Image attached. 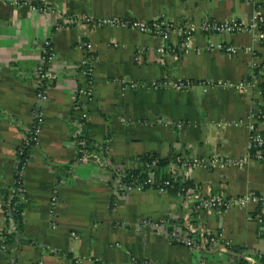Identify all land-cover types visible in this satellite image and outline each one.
<instances>
[{"label":"crops","instance_id":"obj_1","mask_svg":"<svg viewBox=\"0 0 264 264\" xmlns=\"http://www.w3.org/2000/svg\"><path fill=\"white\" fill-rule=\"evenodd\" d=\"M86 16L165 19L174 30L164 40L97 26ZM230 18L244 29L200 28ZM190 23L196 31L180 52V31ZM45 40L53 57L39 82ZM86 42L94 53L89 97L81 92ZM162 45L174 51L160 52ZM263 67L264 0H0V231L17 149L34 109L44 112L40 141L26 152L21 225L11 241L0 236V264H264L253 203L199 210L177 191L146 188L121 195L111 209L114 176L136 169L147 153L169 158L161 172L190 180L204 194L264 195V162L248 155L250 114H264ZM179 81L192 85L174 88ZM82 113L85 126L78 128ZM256 124L264 132V117ZM79 140L104 150H87L89 159L80 161ZM194 158L202 162L180 165ZM237 158L241 166L224 163ZM54 187L58 204L50 208ZM160 219L167 220L162 230L142 223ZM186 221L196 237L215 240L205 248L172 242V226Z\"/></svg>","mask_w":264,"mask_h":264},{"label":"built area","instance_id":"obj_2","mask_svg":"<svg viewBox=\"0 0 264 264\" xmlns=\"http://www.w3.org/2000/svg\"><path fill=\"white\" fill-rule=\"evenodd\" d=\"M23 0H12L13 4H19ZM246 2H255L256 0H242ZM257 19L260 18L257 16ZM85 20L91 21L97 26H118L125 27L136 30L141 33L151 34L161 37L166 40L169 38V34L174 30L172 24L165 19H153V20H143V19H133V18H123V17H100V18H89L85 17ZM256 26V23L253 24ZM245 25L234 18L222 20V21H205L200 24V28L203 32L206 33H223V32H239L244 29ZM196 31V27L193 23L186 25L180 32L182 34V40L180 43V52H186L189 47L190 39L192 34ZM44 49L41 56V64L38 66L35 72V77L39 82H42L47 76V68L50 65V62L53 57V48L50 45L48 40L44 41ZM220 48L225 50H232L231 47H224L218 45ZM84 48L86 50V55L82 61L84 70L83 73L86 75V82L84 88L81 90L83 94L87 97L92 95V72H93V63H94V53L92 51V45L88 42L85 43ZM167 50L174 51L173 48L165 46H160L158 49L160 52ZM264 69V67H263ZM145 85V84H143ZM151 86H157L158 83H151ZM192 85L191 81H179L172 84L176 89H185ZM212 85V82H206L205 86L208 87ZM239 85H242L240 82ZM37 97L39 100L45 99L46 92L42 88L40 83L38 88ZM264 117V114L261 111H256V113L250 114V122L248 123V148H249V157L253 160L264 162V132L258 128L257 121ZM86 113L81 114V119L77 123L78 128H83L85 126ZM44 121V112L40 106H37L33 111V121L30 129L27 132V135L23 138L20 146L17 149V157L13 168V179L11 186L8 191L9 199L12 196H16L19 202L26 200L24 193L23 185V174L24 169L27 165L26 152L32 146L36 145L40 141V134L42 132V125ZM85 140H79L81 154L79 156L80 161H86L89 159L90 155L87 150L83 149ZM202 161L199 159H192L191 161L181 160L180 165L184 167H192L199 165ZM224 163L234 164L241 166L244 163V159L237 158L236 160L226 159ZM172 176H176L173 174ZM123 176L119 173L113 178V195L111 198V209L114 212L117 208V203L121 195L126 194L132 190L143 191L147 188H153L159 191L167 190L168 187L172 186L171 180L164 179L156 181L152 175H149L145 180L138 181L134 183H129L122 178ZM180 195L184 198V202H192L193 205L201 209H212V210H221L226 207L240 206L244 207L247 204L253 203L257 207L255 214V219L260 223V230L264 232V195L258 194L256 192H248L238 196H218L211 195L208 193H202L201 190L197 187H181L179 190ZM50 208H55L58 204V194L57 188L54 187L50 196ZM9 203V200H8ZM13 209V207H12ZM9 213V212H8ZM5 217L8 219L9 230H14L15 222L9 216L5 214ZM144 224H151L152 227L156 230H162L164 225L167 223L166 219H160L157 221L151 220H142ZM53 224V223H52ZM195 228L186 221L183 226L173 225L170 230V240L174 243L185 245L188 247L195 248H205L206 244L210 241H214L215 237L209 234L200 233L199 237L195 236ZM78 260H75L72 264H78ZM196 264H204V262L199 261Z\"/></svg>","mask_w":264,"mask_h":264},{"label":"trees","instance_id":"obj_3","mask_svg":"<svg viewBox=\"0 0 264 264\" xmlns=\"http://www.w3.org/2000/svg\"><path fill=\"white\" fill-rule=\"evenodd\" d=\"M104 144H97L92 143L89 141H86L83 145V149L93 151H103L104 150ZM79 148H81L79 146ZM81 154V151H80ZM171 160L169 158H162L157 156L155 153H147L145 155H142L139 157V165L136 167V169L133 170H123L122 172H119L123 177V180L134 183L138 181L145 180L149 175H152L153 178L158 180H164L169 179L171 180L172 186L168 187V190H174L179 192L181 187H192L197 188V185L192 183L190 180L183 178L182 176H172V175H164L163 172H161V169H164ZM116 172V170H114ZM147 188V187H146ZM9 200V203H8ZM13 207V209H12ZM23 208L22 202H19L18 198L16 196H12L9 199L8 195H5L4 201H3V210L4 213L9 214L13 221L15 222V230L9 231L8 225V219L5 217V226L4 229L0 231V236L4 237V241L8 242L11 241L14 236L17 234V231L20 228L21 225V211ZM9 212V213H8ZM16 226H18L16 228ZM261 262L264 263V257L260 258Z\"/></svg>","mask_w":264,"mask_h":264}]
</instances>
